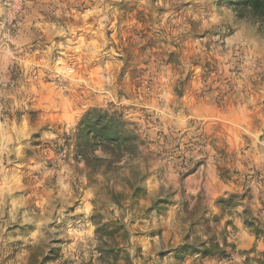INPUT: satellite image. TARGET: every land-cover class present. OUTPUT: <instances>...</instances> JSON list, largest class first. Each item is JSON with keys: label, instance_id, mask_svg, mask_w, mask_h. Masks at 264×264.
<instances>
[{"label": "rangeland", "instance_id": "obj_1", "mask_svg": "<svg viewBox=\"0 0 264 264\" xmlns=\"http://www.w3.org/2000/svg\"><path fill=\"white\" fill-rule=\"evenodd\" d=\"M229 1L0 0V264H100L96 214L130 264H264V29ZM93 108L149 148L123 208L127 160L105 178L76 153Z\"/></svg>", "mask_w": 264, "mask_h": 264}, {"label": "trees", "instance_id": "obj_2", "mask_svg": "<svg viewBox=\"0 0 264 264\" xmlns=\"http://www.w3.org/2000/svg\"><path fill=\"white\" fill-rule=\"evenodd\" d=\"M236 15L240 19H248L258 24L264 29V0H234L229 1ZM129 124L124 121L123 114L118 112L105 111L93 108L89 110L78 124L76 139V153L82 157L89 170L103 177L111 173L119 172V164L126 159L127 167L130 168V174L125 178L129 186L130 193L118 194V199L113 203L119 208H123L124 201L139 198L143 189L140 184L145 180L147 173L142 172L132 163L138 158L141 148L149 150L145 140L142 139L136 129L128 127ZM101 152L105 157L98 155ZM149 161V160H148ZM147 162V161H146ZM97 261L100 264H119L121 260L132 262L130 253L125 249L123 240L130 237L127 226L121 219L110 222H103L101 215L94 217ZM248 226V223L245 222ZM252 226V225H249ZM250 228H253L250 227ZM255 230V229H253ZM258 236L259 232L255 231ZM126 245H129L128 241ZM229 245L227 241L222 247L218 242L209 239L202 243L198 253L204 258L226 256V248ZM194 250L193 245L182 246L177 253L182 250Z\"/></svg>", "mask_w": 264, "mask_h": 264}]
</instances>
